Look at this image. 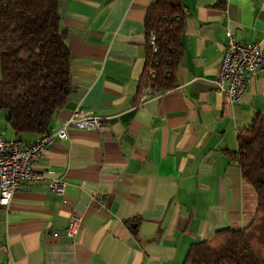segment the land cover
Segmentation results:
<instances>
[{
  "label": "crops",
  "instance_id": "obj_1",
  "mask_svg": "<svg viewBox=\"0 0 264 264\" xmlns=\"http://www.w3.org/2000/svg\"><path fill=\"white\" fill-rule=\"evenodd\" d=\"M151 1L59 0L73 90L51 128L75 108L105 128L70 124L34 161L44 178L22 182L0 206V264H182L192 243L252 219L255 190L227 151L255 113L264 115V69L238 101L214 83L227 24L264 53V0H183L177 87L139 103ZM53 178L62 193L49 187ZM73 212L82 219L74 239L65 234Z\"/></svg>",
  "mask_w": 264,
  "mask_h": 264
},
{
  "label": "trees",
  "instance_id": "obj_2",
  "mask_svg": "<svg viewBox=\"0 0 264 264\" xmlns=\"http://www.w3.org/2000/svg\"><path fill=\"white\" fill-rule=\"evenodd\" d=\"M58 6L59 0H0V112L17 137L50 130L73 90L67 30ZM185 13L183 0H152L148 5L137 98L147 86L163 92L177 87ZM236 139L237 150L227 154L255 190L254 215L242 228H219L192 243L182 264H264V115L255 113Z\"/></svg>",
  "mask_w": 264,
  "mask_h": 264
},
{
  "label": "built area",
  "instance_id": "obj_3",
  "mask_svg": "<svg viewBox=\"0 0 264 264\" xmlns=\"http://www.w3.org/2000/svg\"><path fill=\"white\" fill-rule=\"evenodd\" d=\"M226 45L222 51L218 64L215 90L225 93L231 102L238 101L245 92L249 80L257 71L264 69V53L259 42L237 41L232 28L227 24L225 29ZM155 34L150 32L149 43L154 45ZM155 50V47H153ZM155 87L147 86L143 89L138 102L147 97L162 93ZM75 124L84 128H94L103 131L105 124L102 119L93 114L90 109L75 108L64 124L40 134L31 142L20 137H7L0 129V206H7L15 190L22 182H38L44 175L33 168L35 160L40 158L44 151L57 139L67 138V127ZM64 182L53 178L49 187L62 193ZM81 215L73 212L67 221L65 234L74 239L81 229ZM57 236V233H53Z\"/></svg>",
  "mask_w": 264,
  "mask_h": 264
},
{
  "label": "rangeland",
  "instance_id": "obj_4",
  "mask_svg": "<svg viewBox=\"0 0 264 264\" xmlns=\"http://www.w3.org/2000/svg\"><path fill=\"white\" fill-rule=\"evenodd\" d=\"M4 125H5V123H4V121L2 120V117H1V115H0V127L1 128H4ZM8 134V133H7Z\"/></svg>",
  "mask_w": 264,
  "mask_h": 264
}]
</instances>
